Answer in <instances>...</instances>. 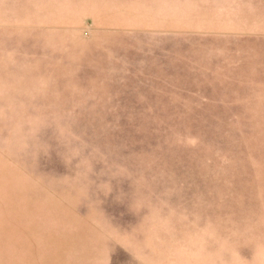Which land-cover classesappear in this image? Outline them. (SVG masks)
<instances>
[{"label":"rangeland","instance_id":"1","mask_svg":"<svg viewBox=\"0 0 264 264\" xmlns=\"http://www.w3.org/2000/svg\"><path fill=\"white\" fill-rule=\"evenodd\" d=\"M38 205L111 264H264V0H0V264Z\"/></svg>","mask_w":264,"mask_h":264},{"label":"crops","instance_id":"2","mask_svg":"<svg viewBox=\"0 0 264 264\" xmlns=\"http://www.w3.org/2000/svg\"><path fill=\"white\" fill-rule=\"evenodd\" d=\"M17 214L22 223L4 229L20 239L8 246L12 264H111L106 234L77 211L38 205Z\"/></svg>","mask_w":264,"mask_h":264}]
</instances>
